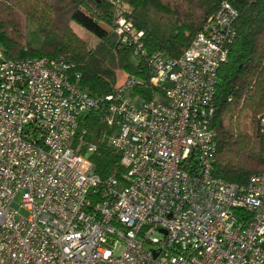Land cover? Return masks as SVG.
<instances>
[{
    "label": "built area",
    "instance_id": "built-area-1",
    "mask_svg": "<svg viewBox=\"0 0 264 264\" xmlns=\"http://www.w3.org/2000/svg\"><path fill=\"white\" fill-rule=\"evenodd\" d=\"M235 17L222 2L180 57L152 53L163 94L150 100L129 77L93 97L68 60L0 48V264H264V172L241 185L212 173ZM130 26L120 17L117 33ZM99 109L93 142L84 123ZM99 143L122 180L95 172Z\"/></svg>",
    "mask_w": 264,
    "mask_h": 264
},
{
    "label": "trees",
    "instance_id": "trees-1",
    "mask_svg": "<svg viewBox=\"0 0 264 264\" xmlns=\"http://www.w3.org/2000/svg\"><path fill=\"white\" fill-rule=\"evenodd\" d=\"M222 2L236 17L218 69L212 173L241 185L264 172V0H0V48L13 59L68 60L80 73V87L93 97L113 92L124 72L137 81L132 96L150 100L163 90L150 83L149 56L161 51L180 57ZM120 17L131 24L122 34ZM99 114L92 112L84 123L89 141L105 129ZM88 156L102 179L122 180L125 169L116 150L99 143Z\"/></svg>",
    "mask_w": 264,
    "mask_h": 264
},
{
    "label": "rangeland",
    "instance_id": "rangeland-1",
    "mask_svg": "<svg viewBox=\"0 0 264 264\" xmlns=\"http://www.w3.org/2000/svg\"><path fill=\"white\" fill-rule=\"evenodd\" d=\"M72 27H73V29H75L77 31V33H79L84 38L90 39L91 41L92 40L94 41V38L92 37V35L89 34L88 32H86L85 30H82L80 27H78L75 24H72ZM33 32H34V28L31 27V25H30V37H32V39H35L36 36H35V34ZM117 78H118L117 79V85L119 86V85L123 84L127 80L128 75L126 73H124V72L119 71ZM116 252L120 253L119 250H117Z\"/></svg>",
    "mask_w": 264,
    "mask_h": 264
},
{
    "label": "water",
    "instance_id": "water-1",
    "mask_svg": "<svg viewBox=\"0 0 264 264\" xmlns=\"http://www.w3.org/2000/svg\"><path fill=\"white\" fill-rule=\"evenodd\" d=\"M163 231V230H162ZM163 232H165V231H163Z\"/></svg>",
    "mask_w": 264,
    "mask_h": 264
}]
</instances>
